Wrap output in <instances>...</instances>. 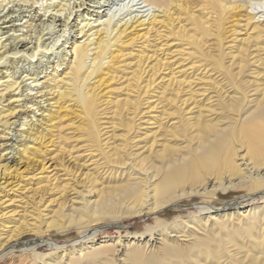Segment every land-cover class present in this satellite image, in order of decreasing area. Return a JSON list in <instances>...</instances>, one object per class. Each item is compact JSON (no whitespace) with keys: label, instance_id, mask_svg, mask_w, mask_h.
Masks as SVG:
<instances>
[{"label":"bare ground","instance_id":"bare-ground-1","mask_svg":"<svg viewBox=\"0 0 264 264\" xmlns=\"http://www.w3.org/2000/svg\"><path fill=\"white\" fill-rule=\"evenodd\" d=\"M141 1L153 10L123 23L106 22L99 29L86 21L88 12H84V22L75 24L69 50L43 76L38 74L47 67L15 77L20 61L16 55L33 58L44 44L43 30L53 27L56 18L66 26L72 13L70 2L46 5L44 12L54 14L48 15L50 22L40 21L37 34L35 30L30 34L36 24L27 23L28 39H34L28 49L25 46L32 41L27 40V33L9 34L25 27L14 24L21 20L12 18L16 11L8 8L0 14V256L18 248L32 251L36 264H209L211 259L216 264L225 260L227 264H264V253L256 257L245 250L239 255L243 247L232 237L238 233L241 240L252 242L253 225L240 217L259 223L264 216L253 212L241 216L238 211L245 201L264 200V18L255 20L254 14L264 11V0H241L242 4L239 0ZM10 2L0 0V13ZM83 5V1L75 4ZM65 8L68 13L62 18ZM228 12L234 19L227 18ZM243 21L244 36L239 39L237 30L242 28L238 24ZM3 23L10 25L2 27ZM29 79L34 86L26 83ZM35 86L36 95L26 92ZM183 111L185 120L176 116ZM160 120L167 123L163 141L155 145L153 139L140 150L142 129H148L145 124L157 123L153 128L158 131ZM64 130L81 141L67 143L68 137L61 134ZM65 153L72 166L70 162L64 165ZM54 156L63 169H104L121 178L107 198L91 204L93 212L110 217L122 212L128 216L156 213L195 194L213 196L217 190L235 186L234 180L246 181L251 194L223 208L198 204L197 209L207 216L191 221L188 234H175L176 239L164 232L171 223L157 218L155 225L145 228L149 238L133 241L130 247L127 244L122 256L113 245L116 240L111 244L88 241L60 255L56 250L61 246L45 240L42 228L35 225L41 218L35 204L53 179L54 166L47 171L52 165L47 163ZM80 172L79 176L86 174ZM94 179L90 181L95 183ZM22 191L25 196L38 193L40 198L33 202L30 196L27 208L31 209L26 204L20 213L17 206L9 207ZM228 219H236L241 226L228 227ZM83 224L85 240L92 235L90 220ZM25 231L38 236L20 241ZM154 231L158 237L152 235ZM181 236L190 237L186 245L180 243ZM43 241L56 249L50 256L35 251L46 245ZM153 244L156 248L148 250Z\"/></svg>","mask_w":264,"mask_h":264},{"label":"rangeland","instance_id":"rangeland-1","mask_svg":"<svg viewBox=\"0 0 264 264\" xmlns=\"http://www.w3.org/2000/svg\"><path fill=\"white\" fill-rule=\"evenodd\" d=\"M5 1L7 2L8 0H5ZM11 1L13 3L12 2L8 3V7L4 8L0 14L2 15L6 13L8 11V8H13L16 12L15 14L12 15L13 16L12 18L13 19L21 18V20H14V24L23 25L25 27L23 28L22 31L21 30L16 31V32L9 31V34L13 33L14 35L15 34L18 35L22 33H27L28 35L27 40L30 41L31 39H28L30 32L28 31V27L26 29L27 23L31 22L32 24H36V27L32 28L31 30L32 32L30 34L33 35L32 33L34 30L36 32L35 34H37V31L41 28V23L45 22L46 24V22L47 23L50 22L51 18L50 17L48 18V15L54 14V11L52 10L50 11L48 10V12L45 13L43 8L46 5L52 4L53 2L59 1V0H34L35 2L33 0L32 2L30 0H28L27 2L25 0H20V2L19 1L16 2L17 0L15 1L11 0ZM73 1L74 0H65L66 4L70 2L69 9H72V13L69 16L68 20L66 21V26L60 25V21L57 20L56 18V20L54 21L53 27L51 28L47 27L45 30H43L44 32L42 33L41 42H43L44 44L42 47L38 49V51L36 52L33 58H26V57L24 58L23 56H20L21 53L16 55L17 60L20 59V61L16 63L17 68L14 69V70H17L15 77H17L22 71H24L22 75H25L26 73L39 72L44 67H47L46 70L45 71L43 70L41 73L38 74V76H43L45 72L46 73L50 72L52 70V67L55 66L56 62H58V59L61 60L63 57V54L67 50H69L68 46L70 45V42L75 39V29H76L75 24L77 22H79V24L81 22H84L81 20V15L86 11L88 12V14L86 15V18H87L86 21L88 20L89 24L91 25L97 24L98 25L97 28L99 29V28H102L106 22H110V25L114 23L115 24L123 23L126 20L137 18L141 15L144 16L148 12L150 13L153 10V8L144 6L145 4H143L141 0H75V3H73ZM80 1H83L84 5L81 7L75 6V4L78 5ZM231 1H234V0H231ZM239 2L242 4L241 0H239ZM16 3L17 5H15ZM32 3L34 4L32 5ZM11 4H13L14 6L10 7ZM30 4L32 6H30ZM71 6H74V7L71 8ZM247 11L254 12L250 8H248ZM65 12L68 13V10L66 8H65V11H63L61 14L62 18ZM261 12L262 13L254 12V14L257 15L255 20L257 18L259 20H262L264 18V11L262 10ZM30 15L34 17L36 16L34 20L30 19L31 18ZM226 15L228 19L230 20L234 19L233 17H230L231 12H228ZM236 16L239 18V15H236ZM243 24H244V21L239 22L238 24L240 25V28H242V30L240 29L237 30L239 31L238 32L239 35L237 37L239 39H241V37L244 36L243 35L244 30L242 27ZM261 24L263 25L264 21ZM9 25L10 23H3L1 26L5 27ZM5 35H8V34H5ZM78 36H80V34ZM31 41H32L31 43L29 42L25 46L27 49L34 45V39H32ZM212 41L213 39L210 40V42ZM174 44L176 43L173 42L172 45ZM21 48H24V47L21 46L18 49H21ZM43 48H46V50H44ZM66 57H68V55ZM41 80L42 78H40L39 81ZM119 80H123V78H120ZM26 83L32 84V86H34L32 79L27 80ZM39 86H40V83H38L37 87ZM35 90H36V86L34 87L33 90H26V92L34 96L36 95L34 94ZM26 92H24V94ZM158 109H161V108H158ZM163 112H165V114L167 115L168 110L166 109ZM37 113H39V111H37ZM184 113L185 111L181 112L180 114H176V116L178 118L182 116L181 118L185 120L186 116L184 115ZM110 115H111L110 112L106 114V116H110ZM159 122H162V121L160 120ZM166 124L167 123L162 122V124L160 125L161 128L160 129L158 128V131H157V127L153 128V126L157 125V123L145 124V128H148V129L147 130L142 129L143 139L141 138L140 140H138L140 142L139 145H141L140 150L144 149L142 145L144 146L148 145L149 143H151L153 139L154 141H156L155 145L157 142L163 141L162 139L164 138ZM106 125L108 126L111 124L109 123ZM16 128H13L12 132L10 133V135L12 136V139L16 137V134H15ZM119 128L124 129V127H119ZM182 130L183 129H180V131ZM111 133L112 132H109L108 134H111ZM61 134H66V136L68 137L67 143H76V142L81 141V139L75 141L76 136H74L70 132V130H64L62 131ZM149 137H152V138H149ZM12 139L8 140L7 143L9 144L12 141ZM177 139L181 141L183 138H177ZM111 140L112 139H110L109 141ZM134 140H136V138ZM118 142L119 141H116L115 143H118ZM73 155H75V152ZM62 158H63L64 165L69 163L71 160V159L68 160L67 153L63 154ZM66 159L68 160L67 162H65ZM50 162L52 163V165L47 171L52 169V166H54L53 167L54 169H52V171L50 172L51 174L54 173L53 175L50 176V179L52 178L53 179L51 180V182H48L47 185H45V191L43 193H40L42 195L41 199L38 201V203L35 204V208L38 207V211L39 210L41 211V218L40 220L37 221V224L35 225H38V226L40 225L39 227L42 228L41 235L42 237H44L45 240L57 243L59 246H61L59 249L57 250L55 249L57 252L60 251L59 252L60 255L61 253L69 252L71 248L72 250L73 249L76 250L78 246L85 245L86 242L88 241L89 242L90 241H94V242L105 241V243H110V244L115 243L117 241L116 242L117 244L115 243L113 245L115 246V249L119 248L122 251L125 249L127 244L130 247L133 241L140 243V242H144L145 240H147L149 238V235L148 233L144 232L145 228L148 225H155L157 218L163 219L171 223V225L169 226L170 229L168 228L167 229L168 231L165 229L164 232H166L169 235L170 239L172 238L176 239L173 236L175 234L176 235H182L183 233L188 234V232L190 231V228L188 226L190 225L191 221L193 222V220L196 218L207 216L206 214H203L197 209L198 204L206 203L208 205L209 204L213 205L215 209L223 208L225 204L229 205V203L231 202L233 203L239 198L241 200V196L246 197V195L251 194V192L247 190L248 185L246 181L238 182V180L237 181L234 180L235 186L228 187L226 191L217 190L216 193L213 195L214 197L209 196L208 193H200L197 195L196 194L192 195L187 198H183L171 204L170 206L165 205L163 208L159 209L156 213H145L144 215H139V216H128L122 212L121 214H119L118 217H110L108 214L106 216V213L105 214L101 213L100 215V213L97 211L93 212L91 204H92V201L96 200L97 198L98 199L100 198L103 199L104 197L107 198L109 195V192L112 191L111 190L112 187L118 186L117 184L121 182V178H118L117 175H114L113 174L114 172H109L110 174L107 171L105 172L104 169H95V170L88 169L90 172L87 169H63L62 166H60L59 164L57 165L59 160L58 158H56V156H54L47 164H49ZM70 166H72L71 162H70ZM80 171H82L83 173L85 172L87 175L83 174L84 175L83 176L81 174L82 176L81 175L79 176V173H81ZM86 171L89 173V175ZM90 174L91 175L93 174V175L91 176ZM120 175L121 174H119L118 176ZM93 178H95L94 180H96L95 183L94 181L93 183L92 181H90V179H93ZM210 189H211V186L209 185L207 191L209 192ZM24 193L25 192L22 191L23 195H21L22 197L20 196L21 198L18 197L17 199H14L15 200L14 204L9 207L10 209L13 206H17V208L15 209L19 211L20 213H22V208L23 206L27 204V199H29L30 196L32 197L33 202L37 201L40 198L38 197V193L31 195L32 191L28 193L29 195L27 194L26 196ZM110 194H113V193H110ZM22 202H25V204L24 203L21 204ZM30 205H31L30 203L27 204L26 209L30 210L31 208H27V207H31ZM245 210H248V211H245ZM228 211H231V210H228ZM238 211L241 212L240 213L241 216L246 215L247 212L248 214L253 212L256 215H259V214L264 215V200L263 199L261 200V198H258V199L251 200V201H245V204L242 205L241 208L238 209ZM26 212L25 214H27ZM86 212H88L89 215ZM90 217L91 218L94 217V218L92 220L88 219ZM240 218L243 219V223L245 221L247 222L246 225H253L251 227L253 228L254 238L252 242H249L246 239L241 240V237H239L238 233H234L232 235L236 244L243 247V248H240L239 255H242L244 251L247 250L249 251L250 254H253L256 257H260L264 253V223H263L264 216L262 217V221L259 223L254 222L253 220L249 221V219H246L244 217H240ZM88 220H90V224H89L91 225L90 233L92 235L91 237L83 240L82 234L84 232V224L82 226V222H85ZM30 221H27L26 223H31ZM174 221H176V223L173 224ZM209 221L207 223L211 224L212 222H209ZM235 221L236 219H234L233 221L228 219L226 225L228 227H234L236 225L241 226V223L239 222L236 223ZM92 230L94 232H92ZM140 233H143L142 237L137 238V236ZM158 234H159L158 231H154L152 233L154 237H158L159 236ZM37 236L38 234L35 232L25 231L24 233L20 235L19 240L24 241V242L26 240L32 241V239H34ZM258 236H260L261 238H257ZM180 238L182 240V242L180 243H182L183 245H186L188 243L187 239L190 237L181 236ZM256 238L257 240L254 241ZM44 242L45 241H43V243ZM153 248H156L155 245L148 247V250L153 251L154 250ZM55 250L53 249V247L49 246L46 243V245L39 246L38 249H36L35 251L37 252L39 251V253L41 254L44 253V256H50L51 254L54 253ZM121 251H118V253L119 255L122 256L124 251L122 252ZM31 253L32 251H22L16 248L14 249V251L3 253L0 256V264H36L37 260L30 255ZM245 259L246 258H244V260ZM222 262L223 263L221 264H227L226 260ZM209 264H216V261L214 259H211Z\"/></svg>","mask_w":264,"mask_h":264}]
</instances>
